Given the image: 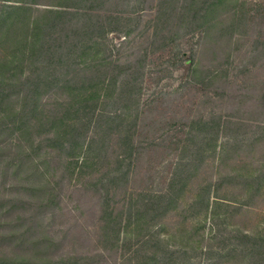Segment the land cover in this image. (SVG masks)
Here are the masks:
<instances>
[{
	"label": "trees",
	"instance_id": "obj_1",
	"mask_svg": "<svg viewBox=\"0 0 264 264\" xmlns=\"http://www.w3.org/2000/svg\"><path fill=\"white\" fill-rule=\"evenodd\" d=\"M145 9L153 11L150 45L162 42L172 47L178 38L198 34L201 53L208 51L216 57L218 47L228 52L227 59L232 56L234 36L245 32L250 11L245 0H0V179L9 177L11 171L18 176L24 170V177L38 180L42 191L50 192L49 165L54 157L62 158L71 180L83 179L96 186L104 220L101 238L123 254L126 248L130 250L120 255L119 264H195L189 251L199 247L211 253L214 249L198 246L192 236L182 237L185 242L172 248L162 235L163 223L155 220L170 209L199 207L197 213L204 212L205 221L212 214L213 224L219 226L217 208L230 204L218 198L217 185L225 179L199 184L191 197L184 196L207 152L223 156L238 138L229 133L221 115L199 117L188 127L179 124L177 129L186 130L188 140H177L175 156L164 159L169 167L165 188H134L141 154L172 133L165 134L168 127L153 129L142 124L141 132L137 131L138 122L150 112L148 104L142 107L134 99L141 89L142 63L134 67L120 58L112 59L108 50L113 40L108 35L131 36L134 25L129 24V15ZM143 60L140 57L137 62ZM189 60L192 65L187 73L193 80L201 77L212 83L218 76L214 70L204 73L196 53ZM122 69L129 72L121 75ZM58 94H64L63 98ZM221 135L227 139L219 142ZM35 159H44L40 161L44 166ZM95 166L108 169L90 172ZM263 178L251 180L255 187H250L249 179L242 180L250 193L241 205L250 204L251 190H260ZM121 194L123 198L117 200L122 202L116 203ZM5 204L0 197V215L7 210ZM41 205L46 204L41 201ZM21 217L10 236L50 247L48 230L38 223L44 222L41 213ZM84 255H69L54 264H78L81 258L95 262L94 256ZM212 261L213 256L209 264ZM0 264L41 263L22 254H0Z\"/></svg>",
	"mask_w": 264,
	"mask_h": 264
},
{
	"label": "rangeland",
	"instance_id": "obj_2",
	"mask_svg": "<svg viewBox=\"0 0 264 264\" xmlns=\"http://www.w3.org/2000/svg\"><path fill=\"white\" fill-rule=\"evenodd\" d=\"M245 1L250 9L249 20L244 34L234 36L229 59L228 52L218 50V47L216 57L208 51L201 53L204 49L199 44L198 34L180 37L176 40V46L172 47L162 42L160 45H150L153 42V11L150 9L129 15V24L134 25L131 36L126 38L114 32L108 35L113 40L108 50L112 59L120 58L121 62L127 61L134 67L142 63L144 75L141 89L139 96L134 99L140 100L142 107L148 104L150 112L146 113V120L138 122L137 131L141 132L139 125L142 124L153 129L168 127L165 134L172 133L168 140H161L162 143L151 151L141 154L132 184L135 189L165 188L169 167H165L164 159L175 156L173 152L177 140L188 138L186 130L177 129L179 124L188 127L199 117L221 115L224 123L229 125V133L238 138V142L231 144L229 152L223 156H217L212 150L207 152L198 172L190 177L184 196L186 199L191 197L199 184L225 179L217 185L218 198L230 204L217 208V213L220 212L219 226L213 224L212 214L205 221L204 212L197 213L199 207L190 211L183 207L179 210L170 209L155 220L163 223L162 228H159L172 248L185 242L182 237L192 236L198 240V246L214 249L211 253H204L199 247L189 251L194 256L195 264H209L211 256V264H264V178L260 190H251L254 196L250 204H240L241 199L250 193L247 192L249 185L242 184V180L249 179L250 187H255L256 182L251 180L258 176L264 177V0ZM194 53L205 74L210 70L218 74L212 83L201 81V77L193 80L188 75L187 70L192 65L189 57ZM140 57L144 62H137ZM223 64L226 67L221 72ZM127 72L122 69L121 75ZM120 84L121 81L117 86ZM135 89L138 91L139 86ZM59 95L62 98L64 96ZM136 95L133 94V97ZM158 136L162 137L161 134ZM242 137L247 138L246 142L242 141ZM226 139L227 136L221 135L219 142ZM41 153H44V149ZM37 160L40 166H44L40 162L44 159ZM49 166L52 173L47 181L52 189L47 193L42 191L38 180L24 177V170L18 176L11 171L9 177L0 179V197L6 202L4 207L7 209L0 215V254L15 257L22 254L29 260L34 257L41 264H54L69 255L87 254L84 256H94L95 262L83 261L81 258L78 264H119L120 255H128L130 250L126 248L123 254L101 238L100 229L104 220L96 186L83 179L71 180L62 158L54 157ZM98 169L107 170L108 167L95 166L89 171ZM118 198L122 199V194L114 200L121 203ZM41 201L46 205H41ZM37 212L44 219V222L38 223H43L42 230L46 228L51 237L48 239L52 242L50 247L44 242L37 245L34 240L31 243L26 238L21 240L10 236L17 230L22 215L26 218ZM231 247L229 254L222 255V251H229ZM37 249H43L44 252L37 253Z\"/></svg>",
	"mask_w": 264,
	"mask_h": 264
}]
</instances>
